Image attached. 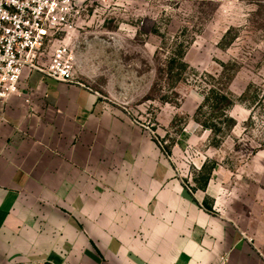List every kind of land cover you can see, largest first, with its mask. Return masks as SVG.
Returning a JSON list of instances; mask_svg holds the SVG:
<instances>
[{
    "label": "crops",
    "instance_id": "obj_1",
    "mask_svg": "<svg viewBox=\"0 0 264 264\" xmlns=\"http://www.w3.org/2000/svg\"><path fill=\"white\" fill-rule=\"evenodd\" d=\"M19 88L0 100V264H264V217L241 192L223 211L218 188H187L86 85L27 69Z\"/></svg>",
    "mask_w": 264,
    "mask_h": 264
},
{
    "label": "rangeland",
    "instance_id": "obj_2",
    "mask_svg": "<svg viewBox=\"0 0 264 264\" xmlns=\"http://www.w3.org/2000/svg\"><path fill=\"white\" fill-rule=\"evenodd\" d=\"M67 41L76 80L149 126L187 188L264 217V0H86Z\"/></svg>",
    "mask_w": 264,
    "mask_h": 264
},
{
    "label": "built area",
    "instance_id": "obj_3",
    "mask_svg": "<svg viewBox=\"0 0 264 264\" xmlns=\"http://www.w3.org/2000/svg\"><path fill=\"white\" fill-rule=\"evenodd\" d=\"M85 2L0 0V100L20 91L19 84L27 69L58 81L84 85L76 80L67 39L81 21ZM26 101L30 102L31 97Z\"/></svg>",
    "mask_w": 264,
    "mask_h": 264
}]
</instances>
